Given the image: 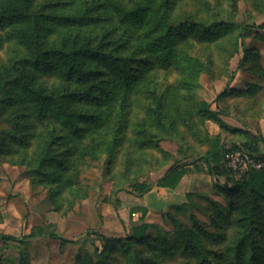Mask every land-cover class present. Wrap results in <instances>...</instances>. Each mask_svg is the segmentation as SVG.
<instances>
[{"label":"rangeland","instance_id":"obj_1","mask_svg":"<svg viewBox=\"0 0 264 264\" xmlns=\"http://www.w3.org/2000/svg\"><path fill=\"white\" fill-rule=\"evenodd\" d=\"M60 1L37 0L36 8L44 9L49 2L61 4ZM74 2L77 5L81 1ZM67 6L52 8L65 10ZM169 17L173 23L195 20L212 24L218 20L235 24L216 36L192 31L177 41L207 65V71L191 90L181 87L182 73L173 68L157 67L149 74L156 80L152 82L156 95L171 89L164 107L166 121L173 124L169 130H159L149 112L155 107L154 95L137 93L119 119L120 128L123 125L118 135H107L106 128L94 125L85 137L62 146L76 143L78 149L72 155L66 154L68 160L62 165H47L48 171L60 176L57 179L32 173L47 133L58 126L51 113L40 120L32 103L23 101L10 106L0 118V142L1 129L13 128L11 122L5 121L7 115L12 118L24 111V122L30 126L23 133L28 144L0 146V236L15 238H0V250L11 247L0 251V263L10 258L19 264L22 254L16 247L27 252L28 264H77L88 256L97 263L103 242L88 232L124 239L132 227L142 223L151 225L150 238L165 235L176 246L173 252L163 253L162 244L153 252L158 253L154 259L161 264H200L197 251L184 249L179 240L183 238L177 233L180 227L191 229L200 222L204 224L216 235L207 242L215 251H227L234 242L238 230L236 212L229 208L230 199L217 184L228 181L222 174L214 175L200 157L210 150V140L219 135L227 146L259 137L264 150V28L256 29L261 38L254 33L246 39L245 47L254 57L239 69L246 54L235 27L244 23L262 25L264 0H171ZM46 25L48 45L57 42L67 30L49 21ZM15 28L0 29V73L25 54L24 45L12 35ZM35 74L36 82L49 92L62 86L56 73ZM201 102L210 104L213 117L198 113ZM145 140L149 144L144 145ZM178 168L187 173L177 188L155 186L160 178ZM248 169L249 166L236 173V179ZM137 183L151 185L152 190L135 192L133 186ZM189 194L196 196L191 198ZM180 206L184 208L180 210ZM33 233L37 235L28 237ZM51 233L58 237H51ZM124 247L123 243L115 247L110 254L111 264H128Z\"/></svg>","mask_w":264,"mask_h":264},{"label":"trees","instance_id":"obj_2","mask_svg":"<svg viewBox=\"0 0 264 264\" xmlns=\"http://www.w3.org/2000/svg\"><path fill=\"white\" fill-rule=\"evenodd\" d=\"M80 1L77 5L74 0H62L61 4L49 2L44 9L36 8L37 0L0 1V29L17 26L12 35L26 50L10 69L0 73V118L10 106L28 101L32 103L38 119L44 120L51 113L52 119L58 123L47 133L40 146L38 165L32 170L33 174L40 177L57 176L60 179L58 174L47 170V165H62L67 161L66 154L72 155L78 145L75 143L63 148L64 145L85 137L92 126L106 128L107 135H118L123 125L120 128L119 119L129 106L131 97L137 93H152L155 107L149 108V112L154 116L155 125L164 131L172 128V122L168 123L164 116L166 96L171 89L156 95V88L152 89V82L156 80L149 74L157 67L173 68L182 73L179 81L181 87L191 90L207 71V65L179 46L177 41L192 31L212 37L235 25L218 20L212 24L195 20L173 23L169 17L171 0H129L128 3L125 0ZM63 4L69 6L65 10L53 9ZM48 21L67 28L52 45L45 41ZM235 27L239 30L241 45L245 47L246 39L254 33L255 37L261 38L256 29L264 28V23L259 26L244 23ZM245 54L239 69L254 57L253 52L246 47ZM35 71L58 74L63 81L62 86L49 92L43 84L36 82ZM198 113L214 116L210 104L206 102L200 103ZM26 115L24 111H19L12 118L6 116L5 121L11 122L13 128L1 129L0 146L6 147L7 143L28 144L23 139V133L30 127L24 122ZM24 136H27V132ZM116 141L117 137L114 143ZM143 144L147 145L149 141L145 140ZM239 150L249 152L262 167L250 166L237 180L236 173L226 167L225 156L228 152ZM200 159L209 164L214 175L226 177L228 183L217 184L230 199L229 208L236 212L238 230L227 251H215L207 242L216 235L207 231L204 224L200 222L191 229L179 226L177 233L183 237L179 240H182L184 249L197 251L201 258L200 264H264L262 138L251 137L240 144L227 146L222 143L220 135L216 136L210 140V150ZM186 173L184 168L172 170L160 178L155 186L175 189ZM133 188L140 194L152 190V186L145 183L134 184ZM189 196L193 198L196 195ZM205 199L209 200L207 197ZM183 208L179 207L180 210ZM150 228L148 223L136 225L124 239L88 232L103 242V249L98 254L99 262L93 263V259L88 256L85 260L79 259L77 264H111L110 254L119 243L125 246L128 264H161L154 259L158 253L153 255V252L161 249L162 244L163 253L173 252L176 246L165 235L159 234L157 239L150 238ZM36 235L33 233L28 237ZM50 236L58 237L53 233ZM0 238L15 240L5 235ZM9 248L5 246L0 251ZM16 248L22 254L19 264H28L27 252L21 247ZM0 264L17 263L5 258Z\"/></svg>","mask_w":264,"mask_h":264},{"label":"built area","instance_id":"obj_3","mask_svg":"<svg viewBox=\"0 0 264 264\" xmlns=\"http://www.w3.org/2000/svg\"><path fill=\"white\" fill-rule=\"evenodd\" d=\"M225 164L227 168L234 171L235 173L242 171L248 166L255 168L262 167L261 163L257 162L249 152L244 150L228 152L225 156Z\"/></svg>","mask_w":264,"mask_h":264}]
</instances>
